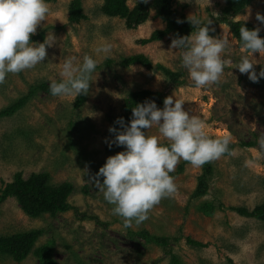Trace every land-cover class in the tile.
Returning a JSON list of instances; mask_svg holds the SVG:
<instances>
[{
  "label": "rangeland",
  "instance_id": "rangeland-1",
  "mask_svg": "<svg viewBox=\"0 0 264 264\" xmlns=\"http://www.w3.org/2000/svg\"><path fill=\"white\" fill-rule=\"evenodd\" d=\"M72 1L46 3L49 12L34 34L46 30L45 37H55L44 61L20 73H8L0 83L1 112L27 96L31 88L63 79L60 73L65 59L70 58L76 66L82 64L85 55L97 61L82 106L75 107L77 96H53L37 90L15 114L0 116V184L12 182L17 173L25 179L47 173L53 188L71 184L73 191L67 201L72 209L32 218L10 198L0 203V237L43 231L35 247L53 243L52 258L57 264H172V256L180 264H264V221L229 210H253L264 204V148L257 143L264 136V78L254 83L234 68L242 56H247L259 74L264 68V51L252 55L238 45L230 27L220 20L224 0H173L171 16L182 22L184 36L194 34L188 17L197 16L201 26L212 22L208 27L215 31V38L228 42L221 56L231 63L219 81L197 88L182 66L181 52L170 48L171 40L179 36L177 32L141 45L140 41L169 28L155 8H151L146 23L132 29L125 20L102 12L104 0H81L86 19L70 23ZM138 1L128 0L127 4L133 9ZM147 3L153 5L154 0ZM257 13L264 15V0H254L232 20L251 23L264 33ZM103 44L110 45L109 53L95 51ZM139 54L150 59L153 66L165 67L174 77L141 65H121L125 57ZM136 92L181 101L185 111L204 121L209 138L227 136L235 149L209 162L213 171L206 177L202 196L196 194L202 190L205 164L194 167L179 160L172 172L175 192L150 209L146 220L125 228L122 219L112 214L113 205L104 200L90 178L107 157L125 150L114 143L109 147L114 134L108 129L112 120L125 113L131 93ZM144 131L157 136L162 145L171 143L155 125ZM247 143L255 145L242 146ZM206 204L215 207L211 214L206 212ZM142 232L166 238L168 245L147 241L138 235ZM188 238L206 247L191 246ZM0 264L41 261L31 254L17 263L0 254Z\"/></svg>",
  "mask_w": 264,
  "mask_h": 264
},
{
  "label": "clouds",
  "instance_id": "clouds-1",
  "mask_svg": "<svg viewBox=\"0 0 264 264\" xmlns=\"http://www.w3.org/2000/svg\"><path fill=\"white\" fill-rule=\"evenodd\" d=\"M48 12L46 0H0V83L6 74L20 73L44 61L46 49L53 46L55 37L48 34L42 43H30V36L36 33ZM256 19L264 24V15L257 13ZM188 20L194 26V34L177 36L171 40L170 48L181 52L182 66L195 87L213 85L219 81L225 66L231 63L221 56L228 42L209 35L211 21L201 26L197 16L188 17ZM260 31V28L249 30L242 24L239 29L241 48L252 55L264 51ZM95 51L107 54L110 45L103 44ZM96 64L89 55H85L78 66L70 58L65 59L60 73L63 79L49 85L51 95H86ZM253 65L247 56H242L234 68L241 74L246 73L255 83L264 78V68L257 74ZM131 111L128 124L123 117L114 121L122 130L112 126L108 129L114 134V140L108 141L109 147L114 143L125 150L107 157L90 178L104 200L113 205L112 214L122 219L125 228L146 220L150 209L175 192L176 185L170 173L179 160L200 167L218 159L228 151L229 144L227 136L209 138L204 131V121L190 115L184 110L183 103L174 101L171 96L163 100V108H158L154 100L146 99ZM153 125L171 142L169 145L159 143L157 136L146 135L143 130ZM257 143L264 148V136L259 137ZM100 178H103L102 182Z\"/></svg>",
  "mask_w": 264,
  "mask_h": 264
},
{
  "label": "trees",
  "instance_id": "trees-1",
  "mask_svg": "<svg viewBox=\"0 0 264 264\" xmlns=\"http://www.w3.org/2000/svg\"><path fill=\"white\" fill-rule=\"evenodd\" d=\"M56 0H46V3L55 2ZM225 8L223 10L224 17L221 18V22L227 24L233 37L237 40L238 45L241 46L239 29L243 26L249 30L254 27L251 23L244 21H233L232 19L241 15L245 9L252 4L254 0H224ZM128 0H104L102 6V12L109 17L119 18L125 20L127 26L132 29H137L142 24L146 23L149 16L151 8H155L157 16L169 25V28L164 31L155 32L149 39H144L140 41L141 45H147L154 41H159L167 36L170 32H177L179 36H184V27L182 22L177 23L174 17L171 16V7L173 0H154V4L143 3L138 1L137 5L131 9L128 4ZM69 22L78 24L82 20L86 19L82 11L81 0H73L69 6ZM45 31H41L37 35L30 36V43L37 42L42 43L45 39ZM210 36H215V31H209ZM259 36L264 38V33L259 32ZM108 63H111L109 61ZM121 65L123 67H130L133 65H141L149 71H162L169 77H174L168 69L161 65L153 66L150 59L145 55L139 54L130 57H125ZM37 90H42L50 93L49 86L41 84L37 87L31 88L29 94L20 98L16 103L10 105L8 108L0 112L1 117H10L24 107L26 102L32 97ZM154 100L158 108H163V100L165 96L162 94H152L149 92H136L131 93L130 98L127 102L126 110L120 117L124 118L125 124L131 119L132 108L137 104L143 103L145 100ZM86 101L85 95L77 96L75 107L82 106ZM118 117V118H120ZM112 120V127H116L119 130L120 125L114 124ZM144 131V130H143ZM168 144H165L167 146ZM254 143L242 144V146L254 147ZM235 149V144H228V151L222 155H230ZM212 166L209 162L205 163L204 175L200 179V189L197 196H202L206 192L207 184L206 177L212 174ZM172 177L174 175L170 173ZM73 187L69 183H65L58 188H53L49 183V174H33L30 178L25 179L22 173H17L14 179L10 183L0 184V203L5 202L10 198L16 199L22 211L32 218H38L42 215L49 214L51 216L58 215L60 213H65L72 209V206L68 203L67 199ZM206 212L211 214L215 207L212 204H206ZM219 209H223L220 206ZM229 210L236 212L238 215L246 218H256L258 220L264 221V204L257 206L253 210H248L247 208H230ZM43 234V231H32L27 233L15 234L9 237H0V254L11 258L17 263L23 262L31 254H34L40 259L41 264H57V262L52 258V247L53 243L36 248V244ZM138 235L145 238L147 241L156 243L158 245H168V239L159 238L155 236L148 235L146 232L138 233ZM187 242L191 246L195 247H206V245L194 241L190 238ZM172 264H180L179 260L172 256Z\"/></svg>",
  "mask_w": 264,
  "mask_h": 264
}]
</instances>
